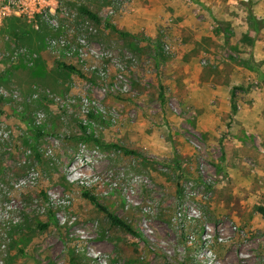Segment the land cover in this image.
Listing matches in <instances>:
<instances>
[{"label":"rangeland","instance_id":"rangeland-1","mask_svg":"<svg viewBox=\"0 0 264 264\" xmlns=\"http://www.w3.org/2000/svg\"><path fill=\"white\" fill-rule=\"evenodd\" d=\"M260 1L58 0L83 62L0 23V264H264Z\"/></svg>","mask_w":264,"mask_h":264},{"label":"built area","instance_id":"built-area-1","mask_svg":"<svg viewBox=\"0 0 264 264\" xmlns=\"http://www.w3.org/2000/svg\"><path fill=\"white\" fill-rule=\"evenodd\" d=\"M66 14L58 0H0V23L9 18H23L37 30L45 24L59 32L47 39L49 49L63 60L83 62L90 55L86 40L80 35L74 38L72 30L65 28Z\"/></svg>","mask_w":264,"mask_h":264},{"label":"trees","instance_id":"trees-1","mask_svg":"<svg viewBox=\"0 0 264 264\" xmlns=\"http://www.w3.org/2000/svg\"><path fill=\"white\" fill-rule=\"evenodd\" d=\"M81 10L83 11V13H85L92 20L99 21V18H98V16L95 13L91 12L90 10H88L86 8H81ZM250 18L254 21V29L256 31H258L261 28L260 26H263L264 19L260 20V19H257L256 17L252 16V15H250ZM104 26L106 28L116 32L118 35H120L122 37H136V35L128 32V31H123V30L118 29L114 24H112V23H110L108 21L105 22ZM57 65L60 68H64L66 70H69V71H72V72H76L78 74L81 73L78 69H76L72 65H67V64H65L63 62H60V61L57 62ZM235 89H237V87H233V90L231 91V95H230V105H231L232 112H235L237 110V104H236V101H235ZM160 97H163L162 91L160 92ZM114 146L117 147L118 145H114ZM118 148H121L124 151V153H127V154L135 153L134 151H132L130 149H127L125 147L118 146ZM82 195H83V197L88 199L92 204H94L96 207H98L101 211L106 213L107 217L109 218V220L111 221V223L113 225H115V226H117V227L129 232V233H132L134 235L142 237V234H138L128 222H126L125 220L121 219L119 216H117L116 214L110 212L107 208H105L104 206L99 204L97 199H96V197L93 194H91L89 191H84L82 193ZM256 210L259 213L264 214V207L263 206H257Z\"/></svg>","mask_w":264,"mask_h":264},{"label":"crops","instance_id":"crops-1","mask_svg":"<svg viewBox=\"0 0 264 264\" xmlns=\"http://www.w3.org/2000/svg\"><path fill=\"white\" fill-rule=\"evenodd\" d=\"M262 9H264V1L263 0H261L259 3H257L255 15L258 18L264 17V10L262 11ZM253 119H254V116L253 115H246V113H242L241 120L244 121L243 124L246 126V123L245 122H248L249 123V125L245 127L246 129H247V127L250 126V123L253 121Z\"/></svg>","mask_w":264,"mask_h":264}]
</instances>
